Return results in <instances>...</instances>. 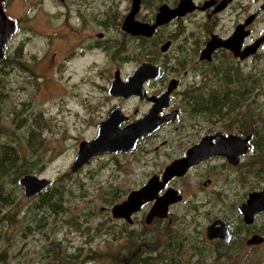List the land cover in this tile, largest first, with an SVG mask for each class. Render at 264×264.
Returning <instances> with one entry per match:
<instances>
[{
    "label": "flooded vegetation",
    "instance_id": "flooded-vegetation-1",
    "mask_svg": "<svg viewBox=\"0 0 264 264\" xmlns=\"http://www.w3.org/2000/svg\"><path fill=\"white\" fill-rule=\"evenodd\" d=\"M16 2H1L17 30L0 59V85L4 86L10 76L19 77V73L35 76L32 68L39 58L32 55L33 62L27 59L26 46L38 40L43 41L49 72L71 69L76 73L81 68L77 88L79 98L83 94L85 99L78 106L84 117H96L95 134L86 142L98 136L100 126L112 114L122 118L120 129L152 110L158 119L166 118L153 133L142 137L134 150L100 155L84 169L104 158L134 157L142 169L132 171L130 163L118 170L126 171V177H141L143 183L135 189L139 190L154 177L161 183L171 163L190 155L187 169H181V175L169 179L157 191L156 199L133 213L132 222L115 218L113 208L135 190L117 193L111 208L102 209L121 223L107 230L109 240L119 241L121 246L139 243V251L128 259L124 257L125 263L154 257L137 253L157 244L166 252L155 256L160 264H191L193 256L188 255L198 253L202 258L209 245L213 248L209 256L212 264H240V260L253 264L247 253L264 242L251 247L247 242L255 235L264 238V212L246 225L239 207L247 204L251 194L264 189V159L257 152L264 144V109L259 104L264 101V74L259 70V59L264 56V0H31L30 15L20 13L15 17L10 10ZM180 9L181 16L173 15ZM39 16H43V30L37 28ZM143 66H151L158 74L154 77L151 73L143 83V95L110 93L114 84H127ZM51 82L59 84L57 77ZM170 87L172 91L165 97ZM133 103L136 105L131 106ZM14 113L19 117L22 112ZM161 136L165 137L162 141ZM164 147L168 149L159 155ZM10 148L15 170L5 177H14L20 163L24 164L14 146ZM198 148L206 153L195 152ZM158 159L163 160L160 168L146 171ZM84 169L70 173L77 175ZM29 174L18 176V186L19 179ZM52 185L37 196L25 197L38 199L46 193L51 199ZM170 192L179 200L169 204L165 212L158 210L152 215L159 199ZM5 199L0 194V222L10 221L7 211L13 200ZM56 199L54 196L57 204ZM50 207L41 213L58 216L64 212L59 208L56 213ZM201 211L206 218L189 216L200 215ZM210 229L215 236L212 240L208 238ZM227 234L226 242L216 237ZM195 236L208 245L198 243ZM173 251L177 256L167 257ZM57 255L50 256L60 258Z\"/></svg>",
    "mask_w": 264,
    "mask_h": 264
},
{
    "label": "rangeland",
    "instance_id": "rangeland-1",
    "mask_svg": "<svg viewBox=\"0 0 264 264\" xmlns=\"http://www.w3.org/2000/svg\"><path fill=\"white\" fill-rule=\"evenodd\" d=\"M30 1L17 0L10 13L15 17L20 13L29 16ZM38 20L40 24H37V28L43 30V16H39ZM32 55L39 58V62L32 68L35 76H22L19 73V77L13 75L6 80L4 90L0 87V93L6 95L4 101L0 102V159L5 156L2 147L13 145L23 165L35 168L32 174L54 181L50 191L58 197L57 204L64 212L58 216H53V212H37L35 208L40 199H27L23 188L18 186L13 176L4 177L6 190L3 191L8 194L6 198L13 200V204L7 211L10 221L5 222L4 219L0 222V264H67L70 261L65 260L69 257H72L70 260L73 264H126V259L137 250L139 243L121 246L118 245L119 241L109 240L107 230L121 223L114 220L110 212H103L102 209L111 208V200L117 193L128 194L143 183L141 177H126V171L123 173L118 169L126 168L130 163L132 171L142 167L133 161L134 157L118 156L96 161L77 175L70 173L81 142L88 141L95 134L96 117H84L78 106V102L85 99L82 98L83 94L79 98L81 92L77 88L81 68L76 73L71 69L63 73L49 72L43 41L35 40L26 46V56L31 62ZM259 70L264 74V56L259 59ZM55 77L58 86L51 82ZM259 104L264 109V101ZM14 110L22 112L19 117L15 116ZM163 138L161 136L160 140ZM167 149L162 148L159 155ZM9 154L6 157L12 156ZM162 164L163 160L158 159L146 171L152 172ZM66 174L69 176L65 177ZM203 213L201 211L200 215L189 216L201 220L207 217ZM33 227L35 233L32 232ZM195 240L198 241L196 236ZM198 243L206 244L203 241ZM152 248L154 257H147L145 264H160L155 256L166 252L158 249L157 244H152L147 251ZM195 250L202 249L196 247ZM257 251H260L259 256ZM204 252L202 258L198 257V253L183 255L193 256L191 264H212L214 260L209 256H212L213 248L209 245L204 248ZM141 253L147 256L145 251ZM57 254L60 258H51ZM171 255L177 256V253L173 251L167 257ZM247 255L253 264H264V245ZM196 259L199 261L194 262Z\"/></svg>",
    "mask_w": 264,
    "mask_h": 264
},
{
    "label": "water",
    "instance_id": "water-1",
    "mask_svg": "<svg viewBox=\"0 0 264 264\" xmlns=\"http://www.w3.org/2000/svg\"><path fill=\"white\" fill-rule=\"evenodd\" d=\"M2 1L0 0V59L4 58V51L7 47V42L9 39L15 34L17 30V25L15 21L10 19L4 12L2 7ZM140 0H135V2H139ZM181 8V6H180ZM183 11L180 9L179 11L173 12V15L178 14L181 16ZM153 68L151 66H143L139 69V71L129 80L127 84L119 85L116 83L113 85L110 93L113 95H143V91H141V86L146 81L151 73H154V77H157V72L152 71ZM148 75V76H146ZM117 89V92H116ZM172 89L169 88L167 94L168 96L171 93ZM126 93V94H125ZM156 114V115H155ZM166 121V118L158 119L157 113L153 110L151 113L147 114L143 119L135 122L131 126L126 127L125 129H120V125L123 120L119 116V114H112V116L102 123L100 126L98 136L89 141L82 142L80 144L79 150L75 156V160L70 167V172L72 174H76L83 170L93 159L100 155L104 154H116L120 151L125 153H129L134 150L137 146L138 141L145 137L146 135H150L157 128L161 126ZM195 152L206 153L201 148H198ZM246 151H243L245 153ZM219 154H222L219 152ZM206 154L203 156L205 157ZM190 155L186 160L176 161L175 163H171L163 173V180L160 183L158 177L152 178L145 187L133 191L128 199L121 204L116 205L113 208V216L115 218H124L128 222H132L131 215L133 213L139 212L141 207L157 197V191L163 188L164 184L171 178H174L176 175H181L183 170H186L190 165L189 163ZM183 169V170H181ZM180 170V171H179ZM19 185L23 188L24 195L27 198H32L34 196L39 195L40 193L46 191L51 185L52 180L49 178H40L37 175L29 174L19 179ZM180 197H174L172 192L167 193L163 200L158 201L156 204L152 215H157L156 211L165 212L167 206L169 204H175L176 201L179 200ZM240 214L243 215L244 222L246 225H250L253 223L256 216L264 212V189L260 191V193H253L249 196V200L246 205L239 207ZM223 233L227 232V229L223 226ZM211 229L209 230V239L212 240L215 236L210 234ZM225 235V234H224ZM224 235H217L216 237L222 238L225 242L228 241V234L226 237ZM264 242V238L258 237V235L253 236L247 242V246L251 247L252 245H262Z\"/></svg>",
    "mask_w": 264,
    "mask_h": 264
},
{
    "label": "trees",
    "instance_id": "trees-1",
    "mask_svg": "<svg viewBox=\"0 0 264 264\" xmlns=\"http://www.w3.org/2000/svg\"><path fill=\"white\" fill-rule=\"evenodd\" d=\"M5 83H6V81H5ZM5 83H4V85H5ZM0 87H3V89H5V86L0 85ZM5 96L6 95L0 93V102H3L4 101V99L6 98ZM14 125L16 126V123H14ZM30 135H31V137H33L34 134L31 133ZM3 149H4L3 151H5V152L4 153L2 152V153H3V156H4V154H5V156L0 159V191L2 192L0 194L3 197L4 200H7V199H5L6 196L3 194V193H5V191H3V190H6V184L4 182V177L7 174L10 175L11 172L13 170H15V168H14L15 165H13L12 160H10L12 158V156H11L12 155V149L10 148V146L5 145V146H3ZM257 152H258V156H260L261 158L264 159V144L262 146H260L259 149H257ZM6 153L7 154L10 153L8 156H11V157H9V158L6 157V155H7ZM22 165L19 167L18 172H15L14 173L15 182H17L18 176H22L24 174L32 173L34 171V169H35V168L34 169L28 168V165H23V166ZM51 195H52V198L51 199L50 198H47V196H50V194L47 195L45 193V194H43V195L40 196V198H39L40 199V203L36 207V211L37 212L40 213V212H43V210L46 211L50 206H52L54 208V212L57 213L59 211V208H60L59 205L56 204V203H54V196H56V195L54 193L53 194L51 193ZM52 207H50V208H52ZM138 249H139V247H137V250ZM137 250H135V251H137ZM153 250L154 249L152 248L149 251H147L146 252L147 255H149V256L153 255ZM259 252L260 251H257V255L258 256H259ZM133 253H134V251L132 253H130V255H132ZM137 254H138V256H140V254H142V253L141 252H138ZM71 258L72 257H69L68 260H65V261H70V263L67 262V264L68 263L69 264H71V263L73 264V261L70 260ZM145 262H146V260L137 259V261L135 263H131V264H145ZM261 262L262 261L260 260L259 263H261ZM117 264H121V262H118ZM147 264H150V263H147Z\"/></svg>",
    "mask_w": 264,
    "mask_h": 264
}]
</instances>
